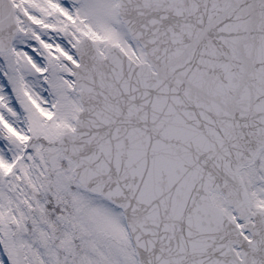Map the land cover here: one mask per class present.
<instances>
[{
	"label": "snow or ice",
	"instance_id": "snow-or-ice-1",
	"mask_svg": "<svg viewBox=\"0 0 264 264\" xmlns=\"http://www.w3.org/2000/svg\"><path fill=\"white\" fill-rule=\"evenodd\" d=\"M0 264H264V0H0Z\"/></svg>",
	"mask_w": 264,
	"mask_h": 264
}]
</instances>
